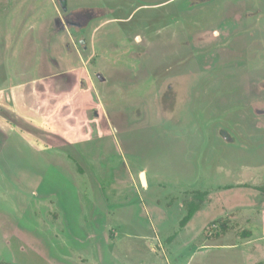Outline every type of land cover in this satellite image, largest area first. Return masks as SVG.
I'll return each mask as SVG.
<instances>
[{
    "label": "rangeland",
    "instance_id": "rangeland-1",
    "mask_svg": "<svg viewBox=\"0 0 264 264\" xmlns=\"http://www.w3.org/2000/svg\"><path fill=\"white\" fill-rule=\"evenodd\" d=\"M259 188L264 0H0V264H264Z\"/></svg>",
    "mask_w": 264,
    "mask_h": 264
},
{
    "label": "crops",
    "instance_id": "crops-1",
    "mask_svg": "<svg viewBox=\"0 0 264 264\" xmlns=\"http://www.w3.org/2000/svg\"><path fill=\"white\" fill-rule=\"evenodd\" d=\"M144 174V176H145V173H143ZM142 177V176H141ZM145 179H146V177H145ZM145 185V184H144ZM189 202H191V201H189ZM189 202H187L186 203V205L184 206H182V208H180L179 206H170L169 207V209H167L166 211H164L163 209H161L160 207H155L157 210H159L160 212H164V213H168L170 210H172V209H177L178 210V216H180V221H178L179 222V229H178V231H176L174 234H172L171 236H169L168 238H167V240L165 239V241H167L168 243H169V245L171 246V247H176L175 246V244L176 243H178L179 245L181 244V243H183L184 245H186V242H187V240L189 239V241H194V243L196 242L195 240H198L204 233H205V231H206V228H207V226L210 224L209 223V221L205 224V226L203 227V232L198 236L197 235V237H195V238H189L186 234H185V232L187 231V229L189 228L190 229V227H191V225H192V223L194 222V220H195V217L197 216V215H199V213L204 209V204H203V206L201 207V209L193 216V218L189 221V223L185 226V228H183V229H181L180 228V223H181V221L186 217V215L188 214V210H187V204L189 203ZM154 205V204H153ZM179 219V218H178ZM159 232V231H158ZM160 233V232H159ZM159 233H158V237H159ZM184 236H185V238H184ZM181 242V243H180ZM246 253V252H245ZM245 256H249V254L247 253V254H245ZM247 264H249V261L247 262Z\"/></svg>",
    "mask_w": 264,
    "mask_h": 264
},
{
    "label": "trees",
    "instance_id": "trees-1",
    "mask_svg": "<svg viewBox=\"0 0 264 264\" xmlns=\"http://www.w3.org/2000/svg\"><path fill=\"white\" fill-rule=\"evenodd\" d=\"M262 194H264V188L258 189ZM208 197V193H201V192H194L193 199L191 202L187 204L188 214L186 217L181 221L180 228L183 229L189 223V221L193 218V216L201 209L203 204L206 202ZM247 237H250V233L246 234Z\"/></svg>",
    "mask_w": 264,
    "mask_h": 264
},
{
    "label": "water",
    "instance_id": "water-1",
    "mask_svg": "<svg viewBox=\"0 0 264 264\" xmlns=\"http://www.w3.org/2000/svg\"><path fill=\"white\" fill-rule=\"evenodd\" d=\"M143 176H144V174H142V179H143ZM142 181H143V183L145 184L144 179H143Z\"/></svg>",
    "mask_w": 264,
    "mask_h": 264
},
{
    "label": "bare ground",
    "instance_id": "bare-ground-1",
    "mask_svg": "<svg viewBox=\"0 0 264 264\" xmlns=\"http://www.w3.org/2000/svg\"><path fill=\"white\" fill-rule=\"evenodd\" d=\"M143 179H144V182H145V184H146V181H145V176H143Z\"/></svg>",
    "mask_w": 264,
    "mask_h": 264
}]
</instances>
